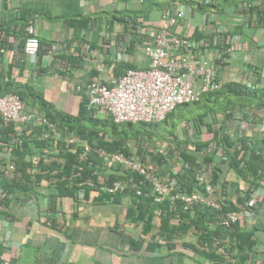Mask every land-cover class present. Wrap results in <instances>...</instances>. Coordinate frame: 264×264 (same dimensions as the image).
I'll return each instance as SVG.
<instances>
[{
    "label": "crops",
    "instance_id": "0c3cea01",
    "mask_svg": "<svg viewBox=\"0 0 264 264\" xmlns=\"http://www.w3.org/2000/svg\"><path fill=\"white\" fill-rule=\"evenodd\" d=\"M248 1L241 3L243 15L232 11L236 0H0V22L4 25L0 30V74L32 85L56 110L79 114L83 96L76 86L92 78L109 84L126 67H147L143 45L161 27L163 13L178 5L184 17L171 25L170 32L193 39L216 31L239 36L242 48L229 52L226 66L218 72L220 80H239L242 74L246 75L241 78L244 82L253 80L248 75L251 62L261 68L264 80V22H259L264 19V0ZM260 11L262 18L255 16ZM29 27L40 43L32 57L22 48ZM218 52L210 49L205 56L213 60ZM100 112L106 116L103 109L93 114L98 117ZM55 130L53 139L71 151L85 142L65 129ZM127 145L132 156L139 158L135 141L129 140ZM148 146H155V151L163 148L159 143ZM28 149L23 161L29 164L30 172L24 170L23 174L31 183L23 191L0 193L3 264H212L204 256L189 255L188 250L163 248L154 237L163 238L158 230L164 214L153 211L149 215L127 192L113 197L95 190L86 195L83 191L59 194L50 182L51 158L43 155L45 148L30 141ZM1 156L7 163L17 161L16 154L9 151H0ZM144 160L154 168L156 162ZM166 166L160 169L167 172ZM148 194L152 195L150 189ZM259 216V220L247 222V218L244 222L248 228L259 223L252 258L263 263L264 215ZM147 219L151 224L148 233L144 230ZM187 239L195 237L187 235Z\"/></svg>",
    "mask_w": 264,
    "mask_h": 264
},
{
    "label": "trees",
    "instance_id": "16d2710c",
    "mask_svg": "<svg viewBox=\"0 0 264 264\" xmlns=\"http://www.w3.org/2000/svg\"><path fill=\"white\" fill-rule=\"evenodd\" d=\"M236 1L238 3L233 7V13L245 15L241 3L248 0ZM249 11L247 12L250 13ZM255 16L262 18L263 12L260 11ZM259 22L263 23L264 19ZM2 27L4 25L0 22V30ZM27 35L26 33V37ZM223 35H225L224 31L223 33L216 31L194 39L217 37V44L213 48L218 50L219 54L225 55L226 48L230 46L223 44ZM249 68L253 81L248 83L241 79L246 77L244 74L240 76V81L220 80L218 76L219 87L200 95L195 101L196 112L189 118H184L189 110L188 102L183 103L175 114L174 108L162 120L136 123H116L107 113L105 117L98 118L93 114L94 110H87L84 107L83 100L79 114L62 113L46 101L32 85L0 74V95L6 93L17 95L24 109L34 111L44 117L55 129H65L72 136L85 141L90 147L88 160L81 162L78 160V155L82 147L79 148L76 144L71 151V148L53 139L55 135L48 125L30 122L21 125L19 131L16 124L12 122L3 124L0 121V151L16 154L17 160L7 163L5 156H1L0 188L23 191L26 190V185L31 183L32 180L29 181L23 174L24 170L30 172L29 164L23 161V155L29 152V143L32 141L41 149L45 148L42 154L51 158L48 169L52 173L50 182L59 194L83 191L86 195L89 190H95L106 197H113L115 193H109L101 189V186L103 182L110 184L118 180L121 182V190L117 192H127L132 195L136 199L133 200L134 203L137 206L143 204L149 215L153 211H161L164 214L158 230V234L164 238L163 248L188 250L189 255L204 256L212 264L253 263L255 262L252 258L255 230L258 229L259 223H254L252 228L245 226L244 221H235L228 226L222 224L226 212L240 208H247L251 218L254 219L264 215V130L260 131L256 126L258 122L264 124V80H261V68L255 63L251 62ZM182 114L184 115L180 126L188 124V128L193 131L192 140L186 135L181 139L174 130L176 126L173 124V118ZM253 117H258V122L254 121ZM168 119L172 121L173 130L154 128L155 123ZM231 127L234 131L233 135L229 133ZM33 128L36 129L35 134L32 132ZM129 140L136 143L138 159L145 161L144 159L150 158V162H156L153 172L160 175L166 172L160 169L161 166L168 164L166 169L169 171L171 166L169 162L174 164V155H180L185 165L181 166L179 172L173 176L186 191L202 190L195 182V174L201 169L210 171L212 182L222 180V187L226 192L220 193L223 194L224 199L221 200V194L214 192V198L221 203L220 209L196 204L188 210H183L178 202L174 204H170L167 200L154 202L152 195L148 194L150 184L141 175L109 159L99 157L96 152L98 148H103L108 152H121L127 157H133L127 145ZM163 141L168 145L165 150L155 151V146L154 148L148 146ZM172 145L175 150L172 149ZM76 165H82L83 169L79 171ZM99 173L100 180L103 179L101 182L98 180ZM230 175L233 176L232 179L229 178ZM88 179L93 180L92 186L86 184ZM134 183L139 185L140 194L136 193ZM257 189H262L261 196L251 205L250 198ZM142 214H139V218H142ZM150 227V220H145L144 230L147 233ZM187 235H193L195 239H187ZM155 244L154 242L150 245ZM220 246L222 250L218 251L217 247ZM184 254L187 255V252ZM0 264H3L1 260Z\"/></svg>",
    "mask_w": 264,
    "mask_h": 264
},
{
    "label": "built area",
    "instance_id": "2783aa9c",
    "mask_svg": "<svg viewBox=\"0 0 264 264\" xmlns=\"http://www.w3.org/2000/svg\"><path fill=\"white\" fill-rule=\"evenodd\" d=\"M184 17L183 10L177 5L172 10L163 13L161 27L152 32V40L145 42L143 52L148 57V66L145 68L126 67L110 83H104L97 78H92L86 83L76 87L83 94V104L87 110L103 109L110 118L116 122H154L162 120L167 113L177 105L196 101L200 95L208 90L217 89L220 85L218 79L219 69L226 66L229 52L241 49L239 36L234 33L223 35V44L229 45L226 54H217L211 60L205 56L214 45L217 37H203L199 39L179 36L170 32V27L177 19ZM23 51L28 56H36L40 47L39 39L34 35L31 27L27 29ZM212 47V48H211ZM248 83V82H247ZM0 121L3 124L12 122L21 131V125L29 122L46 124L52 132L55 128L44 117L37 115L30 109H24L20 98L13 93L0 95ZM192 132L190 129L189 133ZM172 145V149H174ZM89 145L84 142L78 155L79 161H87ZM99 157L129 168L141 175L149 184L154 202L167 200L170 204L178 202L183 210H188L193 205L204 204L220 209L221 203L214 198V192L225 193L223 181H211L206 171L201 169L195 174V182L202 190L186 191L182 189L174 178L179 168L185 163L180 155H174V164L164 175L153 172L144 161L138 158L127 157L121 152H108L103 148L96 150ZM204 167V166H203ZM80 171L82 165H76ZM102 183L101 189L116 193L121 190V182L115 180L110 184ZM86 184L93 185V180L88 179ZM136 193L140 194L139 185L134 183ZM225 191V192H223ZM221 192V193H220ZM0 193L4 195L2 189ZM262 189H257L250 198V204L261 196ZM224 199L221 194V200ZM250 217L247 208L226 212L222 224L228 226L235 221H245ZM158 243L164 244V239L154 237ZM218 251L222 248L217 247ZM4 264H8L4 261ZM250 264H264L253 262Z\"/></svg>",
    "mask_w": 264,
    "mask_h": 264
},
{
    "label": "rangeland",
    "instance_id": "374dc122",
    "mask_svg": "<svg viewBox=\"0 0 264 264\" xmlns=\"http://www.w3.org/2000/svg\"><path fill=\"white\" fill-rule=\"evenodd\" d=\"M198 1V0H197ZM201 15V14H200ZM200 18H199V12L198 13H196V17H195V20H196V22H198V20H199ZM250 81H253V80H250ZM196 104H197V102H195V101H192V102H189V105L187 106V108L189 109L188 111H187V113H185V117L184 118H189V116L191 115V114H195V112H196V110L194 109L195 108V106H196ZM182 107V104H179V105H177L176 107H175V109H174V114L180 109ZM258 112V111H257ZM183 115L184 114H182V115H180V116H178V117H174L173 118V124H175V126H176V128L174 129L173 127H172V121H170V119H168V121H160V122H158V123H155V126L156 127H154V128H156L157 130H167V131H171V130H175V132H177V135L182 139V138H185V135L186 136H190V139L192 140L193 138H192V132L191 133H189V131H190V129L188 128V124H186L185 123V125L184 126H180V122L182 121L181 119L183 118ZM98 117H103V113H98ZM253 119H254V121H257L258 122V117H253ZM139 124H136V126H138ZM256 126H258V130H264V124H263V122H258V124L256 125ZM189 129V130H188ZM229 133H231L232 135L234 134V131H233V129H232V127L230 128V130H229ZM162 144V150H165V142L163 141V142H159V145H161ZM158 145V144H157ZM206 175L208 176V177H211V175H210V171H207L206 170ZM229 178L230 179H232L233 178V176L232 175H230L229 176ZM264 213V212H263ZM250 220H251V216L248 218V220H247V222H250ZM202 259L204 260V258L202 257Z\"/></svg>",
    "mask_w": 264,
    "mask_h": 264
},
{
    "label": "clouds",
    "instance_id": "9594fccd",
    "mask_svg": "<svg viewBox=\"0 0 264 264\" xmlns=\"http://www.w3.org/2000/svg\"><path fill=\"white\" fill-rule=\"evenodd\" d=\"M251 72L248 73V75H250Z\"/></svg>",
    "mask_w": 264,
    "mask_h": 264
}]
</instances>
